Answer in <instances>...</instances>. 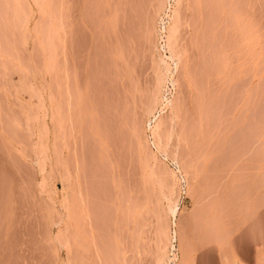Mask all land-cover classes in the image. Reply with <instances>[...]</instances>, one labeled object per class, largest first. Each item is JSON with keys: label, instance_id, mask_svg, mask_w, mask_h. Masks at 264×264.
I'll return each mask as SVG.
<instances>
[{"label": "rangeland", "instance_id": "rangeland-1", "mask_svg": "<svg viewBox=\"0 0 264 264\" xmlns=\"http://www.w3.org/2000/svg\"><path fill=\"white\" fill-rule=\"evenodd\" d=\"M154 3L0 0V264H264V0L168 2L161 151Z\"/></svg>", "mask_w": 264, "mask_h": 264}, {"label": "bare ground", "instance_id": "bare-ground-1", "mask_svg": "<svg viewBox=\"0 0 264 264\" xmlns=\"http://www.w3.org/2000/svg\"><path fill=\"white\" fill-rule=\"evenodd\" d=\"M170 1V0H169ZM168 0H156V3L157 4H155L154 3V5H157V9H158V11L157 12H159V13H164V14H166V8H168L167 6H168V2H169ZM154 2V1H153ZM172 2V1H171ZM170 2V3H171ZM174 2H175V4L176 5H178L179 4V2H180V0H174ZM169 3V4H170ZM174 4V5H175ZM153 5V6H154ZM171 6L173 5V2H172V4H170ZM222 5V4H221ZM180 6H178V8H179ZM155 8V7H154ZM171 8V7H170ZM178 8H174V10L171 12V14L172 15H167V17L169 16V18L172 20L171 22L172 23H170V26L168 27V35H166L167 37V47H165V42H164V45H162V48L163 49H166V48H168L167 49V51H168V55L167 54H165V55H163V54H161V58H159L160 59V63L159 64H161L160 66H157V67H159V68H157L158 70H157V74H156V76H157V78L155 79V81H156V83H154L153 85H154V88H153V85H152V89H150L151 90V93H150V90H149V94H150V97H149V95L147 96V98L149 99L147 102V106H146V109H145V115H146V118H147V124L149 125V127L151 126V123H152V121L154 122L153 124V126H152V128L154 127V133L153 134H155L156 135V139L155 138H153V139H155V141H158L157 142V144L155 143V141L154 140H152V142L154 143L153 145L155 146L156 145V147H157V149L158 150H160V137L163 135V134H161L160 133V131H161V127H163L162 125H163V123H165L164 122V119H165V114L163 115V111H164V107H166L167 108V106H166V104L167 105H169V107H170V110H169V114H174V116L176 115L175 113H174V106L176 105V104H174L173 102H175V101H173L175 98L173 97V99H172V97L171 98H169L168 97V93L167 92H169L170 90H169V87H168V85H169V83L171 84V86H175L177 83H176V81H175V79H174V77H173V73H174V69H175V71H176V68H177V70H178V60H177V58H176V56H175V54H174V50L172 49V44L173 43H171L172 42V38L174 37V33H176V24H177V21H178V17H180V14H179V12L180 11H178ZM170 10V9H169ZM155 11V14L157 13ZM164 14H162L163 16H166V15H164ZM179 14V15H178ZM157 15H158V13H157ZM161 17L160 19V21H162L163 22V20H164V17ZM159 17V16H158ZM166 17V18H167ZM115 19V18H114ZM159 19V18H158ZM180 20V19H179ZM113 21V20H112ZM115 21V20H114ZM113 21V22H114ZM166 20H164V22H165ZM169 21V20H168ZM168 21L166 22V23H168ZM161 22V23H162ZM180 22V21H179ZM160 23V24H161ZM166 25V24H165ZM165 25L163 26V28H164V30H165ZM168 25H169V23H168ZM167 25V26H168ZM162 26V25H161ZM160 26V28L162 29V27ZM167 26H166V30H167ZM162 31H163V29H162ZM164 32V31H163ZM167 32V31H166ZM165 33V32H164ZM148 34V33H147ZM161 34V33H160ZM161 35H163L164 36V34H161ZM161 35H159V36H161ZM162 37V36H161ZM165 38V37H164ZM165 38V39H166ZM164 39V40H165ZM174 41H175V39H174ZM160 45V44H159ZM175 48V47H174ZM179 59V58H178ZM158 64V65H159ZM170 94V93H169ZM146 105V104H145ZM165 105V106H164ZM164 106V107H163ZM176 107V106H175ZM176 109H178L177 107L175 108V110ZM167 111V110H166ZM172 112V113H171ZM168 113V112H167ZM168 115V114H167ZM172 116V115H171ZM167 117H170V116H167ZM166 117V119H167V121H169L168 120V118ZM170 120H173V118L172 117H170ZM171 122H173V121H171ZM168 123V122H167ZM170 124V123H169ZM168 124V125H169ZM166 127H167V125H166ZM152 128H150V129H152ZM165 128V127H164ZM135 130V128L133 129V131ZM138 130V129H137ZM163 131H164V129H163ZM163 131H161L162 133H165V132H163ZM166 131H167V129H166ZM138 132V131H137ZM139 133V132H138ZM152 134V133H151ZM152 134V135H153ZM160 134H161V136H160ZM139 135V134H138ZM141 135V134H140ZM154 135V136H155ZM153 136V137H154ZM152 137V136H151ZM141 138V137H140ZM161 151V150H160ZM165 153V152H164ZM166 157H167V155H166ZM172 159H174V158H172ZM175 160H176V158H175ZM177 161V160H176ZM174 162V161H173ZM175 163V162H174ZM177 163H179L178 161H177ZM178 165V164H177ZM180 165V164H179ZM180 166H182V165H180ZM179 166V167H180ZM178 167V168H179ZM178 168H177V170H178ZM181 168V167H180ZM179 168V169H180ZM181 170V169H180ZM179 172V171H178ZM181 172V171H180ZM179 172V173H180ZM174 173V172H173ZM182 173V172H181ZM183 174V173H182ZM182 176H184V175H182ZM180 178V177H179ZM182 178V177H181ZM183 179H185V177L183 178ZM182 179V180H183ZM184 181H186V179L184 180ZM190 180H188V182H189ZM187 182V181H186ZM187 182V183H188ZM188 185H190L189 183H188ZM187 186V185H186ZM189 188V187H188ZM191 188V187H190ZM169 199V198H168ZM177 200H175L174 199V201H171L170 200V202H169V204H168V206H167V212H168V214L172 217V223H173V227L171 228V234H169V230L168 229H166V228H164V225H163V230H162V233L164 234H162L164 237H166L168 240H170V241H168V242H171L170 243V245H172V246H175L174 245V243H175V241H178V239H180V238H178L179 237V232L181 231V228H180V231H179V228H178V224H179V220H178V218H180L179 217V215H180V208H179V206H178V203L176 202ZM178 220V221H177ZM164 224H165V222H163ZM181 223V222H180ZM162 224V223H161ZM161 224H160V226H161ZM160 234V233H159ZM161 237V236H160ZM163 238V237H162ZM165 238V239H166ZM165 241V240H164ZM173 241H174V243H173ZM166 242V241H165ZM174 249V248H173ZM163 254V253H162ZM164 255V254H163ZM166 255V256H165ZM164 256H165V258H164V256H163V258L161 259L162 260V262H160L159 264H173L172 262H174L178 257H176V253L174 254V253H172V256L171 255H168V254H165ZM183 257V255L181 256V258ZM159 258V257H158ZM183 259V258H182ZM159 260V259H158ZM175 264H176V261L174 262Z\"/></svg>", "mask_w": 264, "mask_h": 264}]
</instances>
